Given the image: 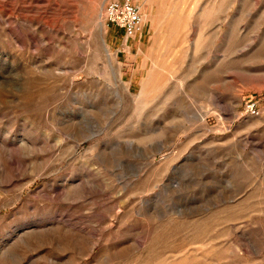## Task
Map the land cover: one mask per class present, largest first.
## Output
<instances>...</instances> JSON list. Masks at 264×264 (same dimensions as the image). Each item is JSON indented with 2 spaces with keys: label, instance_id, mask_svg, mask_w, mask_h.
<instances>
[{
  "label": "rangeland",
  "instance_id": "1",
  "mask_svg": "<svg viewBox=\"0 0 264 264\" xmlns=\"http://www.w3.org/2000/svg\"><path fill=\"white\" fill-rule=\"evenodd\" d=\"M108 1L0 0V264H264V0Z\"/></svg>",
  "mask_w": 264,
  "mask_h": 264
},
{
  "label": "built area",
  "instance_id": "2",
  "mask_svg": "<svg viewBox=\"0 0 264 264\" xmlns=\"http://www.w3.org/2000/svg\"><path fill=\"white\" fill-rule=\"evenodd\" d=\"M104 18L108 24L116 26L123 31L126 38L141 31L143 19L140 9L131 0H110L104 5ZM250 115L258 114L255 103L247 105Z\"/></svg>",
  "mask_w": 264,
  "mask_h": 264
}]
</instances>
